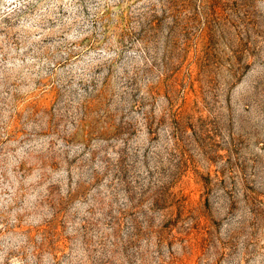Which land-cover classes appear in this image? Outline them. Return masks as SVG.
Instances as JSON below:
<instances>
[{"label": "rangeland", "instance_id": "1", "mask_svg": "<svg viewBox=\"0 0 264 264\" xmlns=\"http://www.w3.org/2000/svg\"><path fill=\"white\" fill-rule=\"evenodd\" d=\"M0 264H264V0H0Z\"/></svg>", "mask_w": 264, "mask_h": 264}]
</instances>
